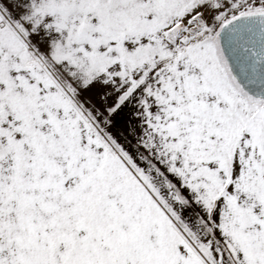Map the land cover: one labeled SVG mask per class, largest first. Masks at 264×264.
Returning <instances> with one entry per match:
<instances>
[{
    "label": "snow or ice",
    "instance_id": "1",
    "mask_svg": "<svg viewBox=\"0 0 264 264\" xmlns=\"http://www.w3.org/2000/svg\"><path fill=\"white\" fill-rule=\"evenodd\" d=\"M0 264H264V0H0Z\"/></svg>",
    "mask_w": 264,
    "mask_h": 264
}]
</instances>
